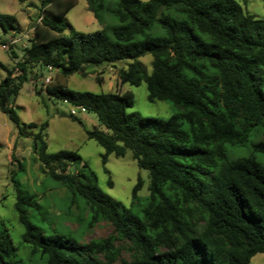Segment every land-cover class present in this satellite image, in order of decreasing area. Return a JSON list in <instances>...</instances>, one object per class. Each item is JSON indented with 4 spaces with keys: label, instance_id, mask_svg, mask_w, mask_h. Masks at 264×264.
<instances>
[{
    "label": "trees",
    "instance_id": "1",
    "mask_svg": "<svg viewBox=\"0 0 264 264\" xmlns=\"http://www.w3.org/2000/svg\"><path fill=\"white\" fill-rule=\"evenodd\" d=\"M87 2L95 17L108 13L117 23L82 32L65 17L76 0H40V20L21 59L11 68L0 63V111L20 136L31 137L41 172L65 189L69 206L82 203L80 229L53 224L35 194H23L17 174L25 167L18 161L11 181L28 253L20 255L0 222V264H113L117 240L128 244L130 264H250L264 251V140L250 138L264 131V18L245 11L239 0ZM0 26L15 29L16 17L0 12ZM145 54L152 57L150 73L138 59ZM10 55L17 58L13 50ZM121 59L131 61L118 71L115 91H81L54 81L36 94L95 115L97 124L85 133L104 149L106 173L108 155L122 157L127 150L147 170L148 195L138 211L133 205L140 202V176L127 207L99 187L77 151L47 150V119L23 123L11 105L36 66L86 76L89 65ZM142 81L149 101H168L178 110L167 119L127 112L134 94L121 85ZM231 148L249 153L230 157ZM36 215L49 223H34ZM101 221L112 233L83 241Z\"/></svg>",
    "mask_w": 264,
    "mask_h": 264
},
{
    "label": "rangeland",
    "instance_id": "2",
    "mask_svg": "<svg viewBox=\"0 0 264 264\" xmlns=\"http://www.w3.org/2000/svg\"><path fill=\"white\" fill-rule=\"evenodd\" d=\"M67 2L68 0H61ZM110 1V0H108ZM40 0H0V12L13 14L16 17V28L4 32L0 26V63L8 68L22 57V47L29 43V39L34 34V23L41 14L39 7ZM243 9L256 17L264 18V0H239ZM87 0H76V3L66 14V20L77 30L91 32L101 30L106 24H115L117 21L108 13L103 14L102 20L95 17L88 8ZM70 29L66 28L65 33ZM11 39L18 41L8 48L3 49L1 45ZM11 50L15 51L17 58H12ZM146 71H151L150 54L140 56ZM129 59H121L111 63H100L89 65L86 70L88 74L81 76L79 73H72L62 76L55 70L46 67L36 66L28 74V80L24 82L17 97L13 98L11 105L18 114L21 122L39 123L48 120L46 129L47 150L55 152L58 150L77 151L88 163L92 171L97 176L99 187L113 199L122 202L125 206H131V190L136 183L137 176L141 177L142 185L138 191L139 203L133 205V209L138 211L140 204L145 202L148 195V172L138 167L127 150L122 157L109 154L105 167L109 174L104 171L101 156L104 149L94 139L88 138L85 129H91L97 124L94 114L86 112L68 102L48 97L45 93L36 94V89L44 87L54 81L64 82L68 87L81 91L91 92H112L118 88L117 73L120 69H125ZM36 72L41 73L37 75ZM5 71L0 67V80L4 77ZM49 77L46 82L45 78ZM121 89L130 90L134 94V102L127 112H136L143 117H155L167 119L178 109L170 102L155 99H147V88L144 81L138 85L123 83ZM43 98V100H41ZM65 113L61 115V113ZM72 113L80 118L81 123L71 119L68 114ZM25 130H29L25 127ZM34 131V130H32ZM251 139L264 140V131L256 136L251 135ZM248 148H231L230 157L247 155ZM31 137L20 136L15 125L8 116L0 111V222L6 224L10 230L14 243L18 246V252L26 256L28 248L21 242L22 226L18 222L14 208L16 200V190L12 185L11 172L17 168V162L21 161L25 169L19 171L17 177L22 183L23 194L34 193L39 203L50 213L53 224L68 227L71 230H79V223L76 220L78 213H83L80 207L69 206L70 199L66 195L65 189L54 179L46 176L40 170V164L34 157ZM111 181V185L108 184ZM70 211L66 215V212ZM64 216H66L64 218ZM39 215L31 216L34 223L46 226L48 220L39 221ZM64 219V220H63ZM112 233V226L101 221L88 229L82 237L87 242L91 239H100ZM114 246L119 248V256L113 264H130V249L123 241H114ZM250 264H264V251L256 253L251 258Z\"/></svg>",
    "mask_w": 264,
    "mask_h": 264
},
{
    "label": "built area",
    "instance_id": "3",
    "mask_svg": "<svg viewBox=\"0 0 264 264\" xmlns=\"http://www.w3.org/2000/svg\"><path fill=\"white\" fill-rule=\"evenodd\" d=\"M38 20H40V17L37 19V21H38ZM17 41H18V39H11V40L8 41L7 43H3V44L1 45V47H2L3 49L8 48L9 45H12V44L16 43ZM45 81L48 82V81H49V77H46V78H45ZM80 109H83V108H80ZM83 110H84V109H83Z\"/></svg>",
    "mask_w": 264,
    "mask_h": 264
}]
</instances>
